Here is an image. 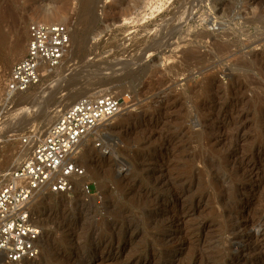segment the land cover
I'll return each instance as SVG.
<instances>
[{"label":"rangeland","instance_id":"374dc122","mask_svg":"<svg viewBox=\"0 0 264 264\" xmlns=\"http://www.w3.org/2000/svg\"><path fill=\"white\" fill-rule=\"evenodd\" d=\"M44 5L63 22L39 20ZM154 5L0 0V85L30 23L71 31L61 64L0 119V181L29 156L19 137L44 133L69 96H129L80 149L91 195L76 181L34 197L40 251L26 264H264L239 237L264 222V0ZM21 117L28 128L10 130Z\"/></svg>","mask_w":264,"mask_h":264},{"label":"built area","instance_id":"2783aa9c","mask_svg":"<svg viewBox=\"0 0 264 264\" xmlns=\"http://www.w3.org/2000/svg\"><path fill=\"white\" fill-rule=\"evenodd\" d=\"M27 33L24 56L11 65L0 85V118L16 95L41 84L61 64L71 46L66 24L32 22ZM128 97L112 91L80 97L43 134L33 129L19 137L30 152L0 181V264H26L39 255L42 232L32 214L34 197L74 191L77 178L85 174L81 144L116 117ZM79 189L91 195L88 182Z\"/></svg>","mask_w":264,"mask_h":264},{"label":"bare ground","instance_id":"6f19581e","mask_svg":"<svg viewBox=\"0 0 264 264\" xmlns=\"http://www.w3.org/2000/svg\"><path fill=\"white\" fill-rule=\"evenodd\" d=\"M152 1H154V0H147V3H148V7H146V8H156L155 7V1H158V0H155L154 2H152ZM145 3V2H144ZM146 4V3H145ZM154 5V6H153ZM145 7V6H144ZM143 7V8H144ZM145 9V8H144ZM158 9V8H157ZM40 12H39V14H40V16H39V20H42V21H47V22H63L62 20H59L58 19V17L59 16H57V14L59 13V12H57V14H55L56 12H55V8L54 7H48L47 5H44V6H41L40 7ZM143 10V9H142ZM144 11V10H143ZM36 13V12H35ZM61 13V12H60ZM37 14V13H36ZM38 14V15H39ZM62 14V13H61ZM58 15H60V14H58ZM145 15V14H144ZM56 17H57V19H56ZM124 20H126V19H124ZM65 22V21H64ZM125 22V21H124ZM46 23V22H45ZM1 39H3L1 36H0V42H1ZM15 42V41H14ZM18 42L19 41H16V43L18 44ZM21 42V41H20ZM17 44H15L13 47H14V51L16 52H13V53H15V55L16 54H20L21 53V50H22V47H20L19 45L17 46ZM20 44V43H19ZM22 45V44H21ZM50 77V76H49ZM38 88V87H37ZM42 88V87H41ZM39 89V88H38ZM40 90V89H39ZM105 91H110L109 89H106ZM104 91V92H105ZM28 92V91H27ZM41 92H42V90H41ZM40 92V93H41ZM35 93V92H34ZM33 93V94H34ZM93 93H95L94 95H98V94H100L98 91H94ZM32 94V95H33ZM38 94V93H37ZM77 94L78 93H74L73 95H71V96H69V98L71 99V101L68 103V105H70L71 103H73V99H75V96H76V98L77 97H79V96H77ZM30 95H31V93H30ZM36 95V94H35ZM41 95V94H40ZM43 95V94H42ZM79 95V94H78ZM35 97V96H34ZM38 98V97H37ZM67 100V99H66ZM65 104H67V103H65ZM64 109V108H63ZM57 111H60V109H58V110H56V112ZM124 113H126V112H120L119 113V115L121 114H124ZM56 114V113H55ZM54 116V115H53ZM57 116V115H56ZM51 117V116H50ZM1 119V118H0ZM43 134V133H42ZM87 144L85 143V142H83V144H81V149H84V147L86 146ZM93 168H92V170H94L92 173L94 174V175H98L99 174V170L97 169V168H94V166H92ZM166 167V166H165ZM91 168V167H90ZM163 178V177H162ZM165 179V178H164ZM85 180H86V177L84 176H82V177H80V178H77V182L79 183V184H84L85 183ZM161 180V179H160ZM163 181V180H162ZM165 181V180H164ZM78 183H77V185H78ZM165 183V182H164ZM80 187V186H79ZM175 192V191H174ZM181 193V192H180ZM173 195V194H172ZM177 195H178V193H177ZM159 196V195H158ZM169 199H170V197H169ZM176 213V212H175ZM175 217V216H174ZM173 217V218H174ZM172 218V219H173ZM170 219V218H169ZM258 219V218H257ZM257 219H255V220H257ZM171 220V219H170ZM176 220V219H175ZM254 220V221H255ZM260 221H261V219H260ZM263 221V220H262ZM262 221L261 222H254V223H252V225H251V227H250V231L249 232H247V233H245V234H243V236H239L244 242H246V243H248V245H250L249 243H251L252 242V247L251 248H253V249H255V251L256 250H258L259 252H261L262 250H263V248H264V222L262 223ZM250 222H251V219H250ZM248 226H250V224L248 225ZM236 228V227H235ZM74 232V231H73ZM237 234V233H236ZM111 235H113V234H111ZM115 235V234H114ZM236 236V235H235ZM112 238H114V237H112ZM239 238V239H240ZM237 239V238H236ZM110 240V239H109ZM108 241V240H107ZM241 241V240H240ZM244 242H243V244H244ZM111 243V242H110ZM247 245V247H249ZM251 246V245H250ZM243 247V246H242ZM110 249V248H109ZM241 250H244L243 248H241ZM248 250V249H247ZM251 250V249H250ZM249 250V251H250ZM264 251V250H263ZM252 252V251H251ZM251 252H249V253H251ZM254 252V251H253ZM256 253V252H255ZM248 254V253H247ZM256 255V254H255ZM258 255V254H257ZM262 255V254H261ZM250 255H248V257H249ZM252 258V257H251ZM254 258V257H253ZM258 259V258H257ZM262 259V258H261ZM254 261V260H253ZM258 261V260H257ZM261 262V261H260ZM260 262L258 263V264H260ZM257 263V262H256ZM255 263V264H256ZM262 263V262H261ZM254 264V263H253Z\"/></svg>","mask_w":264,"mask_h":264},{"label":"water","instance_id":"95a60500","mask_svg":"<svg viewBox=\"0 0 264 264\" xmlns=\"http://www.w3.org/2000/svg\"><path fill=\"white\" fill-rule=\"evenodd\" d=\"M15 125L16 126L13 129H10V130H12L14 132H16V131L20 132V131H23V130L28 128L29 121L24 119L23 117H21V118H19L18 121L15 122Z\"/></svg>","mask_w":264,"mask_h":264}]
</instances>
